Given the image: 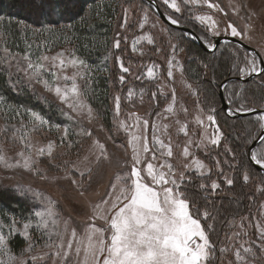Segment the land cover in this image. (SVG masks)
Returning a JSON list of instances; mask_svg holds the SVG:
<instances>
[{
	"label": "snow or ice",
	"instance_id": "1",
	"mask_svg": "<svg viewBox=\"0 0 264 264\" xmlns=\"http://www.w3.org/2000/svg\"><path fill=\"white\" fill-rule=\"evenodd\" d=\"M183 2L192 7L204 4L209 9L225 13V9L213 0H183ZM45 3L50 13L60 9L62 18L65 16L71 18L73 9L78 6V0H41L39 6L41 10ZM163 4L177 13L182 10L177 0H163ZM248 7L243 0L238 4H234V0H229V8L237 15L241 9ZM254 15L256 13L251 11L249 15L243 17L246 21L243 29L228 21L223 31L233 37H240L242 41L247 39L250 42L252 37L249 33L253 28L250 21ZM168 19L173 25L179 23V20L172 16ZM195 19L205 24L214 35L220 34L218 22L212 15L201 14L195 16ZM148 20V12L145 11L139 27L143 28ZM127 24L125 14L120 27L123 28ZM65 27L72 28L73 25L68 24ZM2 38L3 33H0V39ZM140 39H147L149 44L154 42L151 36L138 37L132 42L133 50ZM120 43V39H115L114 47L120 48ZM26 47L31 49L30 44ZM175 47L173 46V51ZM208 47L215 48L216 45L209 43ZM0 52H2L0 64H6L11 68L14 62L18 73H23L29 81H35L46 91L54 93L77 117L86 118L89 123L96 118L93 108L87 102L86 92L90 87L91 73L83 60L74 55L65 59L63 51L53 56L42 54L35 60L30 51H25L23 54L14 53L5 46ZM234 55L237 60L232 67L237 75L251 77L256 74L264 80V52L249 54L247 50L241 53L240 49H236ZM173 59L167 61L166 71L169 78L173 77ZM117 60L120 58L117 57ZM119 66L122 73L130 72V68L125 67L122 60ZM69 67L74 70L71 75L67 72ZM154 67L156 66L148 67L149 77H156ZM204 67L208 66L204 65ZM78 81H84V85L82 86ZM119 81L124 83L125 75H120ZM185 84L189 90L192 89L190 84L187 82ZM160 94L168 101L163 108L157 104L152 112L145 116L133 112L124 120L119 119L120 96H115L113 126L117 134L121 130L125 133L124 142L117 145L122 155L117 158L118 167L110 177L103 195L97 191L98 199L86 200L88 215L86 220L81 221L82 231L78 232L71 216L63 217L58 211L57 201L51 197H43L40 193H33L36 198L42 199L44 207L33 211L28 222L23 223V230L17 227L18 221L14 217L8 218L9 223L0 219V264H49V261L50 264H264V223L257 216H252L251 219L245 216L239 221H230V227L235 224L240 230L233 231L230 235L225 233L224 241L227 243L224 247H218V242L211 238L216 231V217L206 208L202 210L195 198L190 195V192L195 190L193 170L200 179L205 178V172H212V169L196 157L191 149H204L208 144L219 146L225 138L217 122L216 108H209L205 114L197 100L195 103L198 114L195 115L194 122L198 128L190 132L191 123L187 119L190 113L178 99L176 88L169 87L168 91L164 92L161 87ZM133 95V90L129 89L128 98ZM236 95L239 96L240 93ZM151 98L156 100L157 93L153 92ZM141 100H143V90H141ZM5 103V97L0 95V105ZM9 108L15 113L9 119L18 120V123L10 125L6 123L5 126H0V133L4 136V140L0 141V166L3 168L23 169L39 175L43 169L38 165L41 158H46L49 166L62 168L65 172L63 177H52V179L70 180L78 195L84 198L85 193L92 186L94 176L101 177L105 165L113 163V154L109 152L106 144L94 138L92 129L81 127L77 135L91 140L86 154L75 162L64 160L62 165L55 164L53 154L57 142L49 140L45 145L38 147L32 142L31 135L33 133L43 135L46 128L51 130L53 127L60 131L61 126L51 125L50 121L39 112L24 108L23 105L14 109L11 106ZM234 111L256 114L259 132L255 136L249 134V142L254 143L258 140L261 147L250 148L248 158L252 164L259 166L260 172L252 173L247 166H244L242 179L248 182L259 177L256 192L264 194V109L258 113L257 109L241 104ZM229 112L234 114L232 109H229ZM62 114L68 115L63 111ZM25 116L28 117L27 121ZM181 116L184 117L183 120ZM69 118L75 119V117ZM205 121L208 123L206 124ZM173 127L177 134H184L186 139L183 145L174 143L171 135ZM209 127L213 128L211 135L208 133ZM100 130H104L102 124ZM70 132L68 127H64L59 137V143H67L68 149L80 144L79 140L74 143L69 139ZM197 135L198 140L193 138ZM107 139L113 140V136L108 135ZM5 141H19L21 147L14 155H9L4 146ZM225 153L235 158L232 147L228 145H225ZM212 159L219 168L218 174L223 177V182L229 186L234 185V180L225 175L220 168L221 161L215 157ZM224 162L227 163V160ZM81 165L84 166L83 170ZM75 173H78L81 179L75 178ZM85 177L86 179H83ZM41 179L48 177L41 175ZM220 187L221 184L216 180H212L210 184L198 185L199 190L204 192L209 189L215 192ZM204 199L207 201V196ZM260 211L264 212V201L260 203ZM33 218H36V227L47 237L43 246L51 255L49 252H43L25 257V253L32 252L34 241L21 249L19 256L14 254L10 247L11 238L16 234L31 241L28 230L32 227ZM209 220L214 223H208ZM245 221L248 222L247 228ZM61 224H63L62 230ZM248 228H255V239L249 237L248 241L238 242V238L242 235L249 236ZM225 253L231 258L225 256Z\"/></svg>",
	"mask_w": 264,
	"mask_h": 264
},
{
	"label": "trees",
	"instance_id": "2",
	"mask_svg": "<svg viewBox=\"0 0 264 264\" xmlns=\"http://www.w3.org/2000/svg\"><path fill=\"white\" fill-rule=\"evenodd\" d=\"M124 1L126 2L127 0ZM140 2L144 4V6H149L150 9L153 10L146 0H140ZM40 4L41 0H0V33H3V38L0 39V49L7 46L12 52L20 54H23L25 51H30L35 60L37 56L52 51L47 45L52 41L54 35L60 37L59 34L61 33L57 32V30L61 29L55 27L63 26L65 24L73 25L72 34L74 40L73 42H70V44L74 43L73 51L76 55L89 63L95 73L91 78L90 87L86 92L87 101L95 110L98 118L102 121L105 129L104 132L109 130L114 133L113 119L115 112L113 108V93L116 89L117 69L115 64H112V61L110 60V52H116L118 50L113 49V42L111 41L114 24H112V20L108 21L106 17L110 16L113 11L115 12V8L104 0H78V6L73 9L71 18L68 16L62 18L60 9H56L50 13L47 3L44 4L43 10L39 7ZM159 5L164 13L172 15L165 8L166 6L164 7V5L160 3ZM88 11H90L92 18L96 21L91 26L88 25L85 17ZM99 11H102L100 14L104 17L103 20L100 17L95 16V12ZM192 15L181 14L178 16V14H174L173 17L179 20L180 24L186 25L196 32L203 41L208 40L207 35L205 34L207 29L197 20H194ZM82 17L83 20H81ZM49 26L54 27V29L51 30V36H48L49 40H46L42 37L43 31L38 33L36 30H43ZM165 26L170 32H173V34L171 33L172 35L179 38L178 41H182V38L190 40L189 42H185L186 49L191 56L188 57L186 61V74L190 78V85L196 89L203 90L201 92H205V95L207 92L206 90H208L207 93L210 95L208 98H212L214 94L215 103L217 105V116H219L216 117L217 122L225 134V138L215 149L217 154H213V157L216 158V156H218V159L221 161L220 168L223 169L225 175L227 174L229 175V178L235 180L234 185L229 186L224 183L223 177L218 174L219 169L217 170V168H213L212 172L206 175L203 179L198 178V174L192 172L194 181L193 188L195 190L190 192V195L195 198L198 206H200L202 210L206 208L207 211L216 217V231L211 238L213 241L218 242V247H224L225 243H227L224 241L225 233L230 235L233 231L240 230L235 224L230 227V221H239L241 217L245 216H248L249 219H251L252 216H257L258 219L261 221L263 220L261 216L263 213L259 208L261 201H264V196L262 197L260 193H252L249 190L255 186V181H253L254 178L251 179V182H244L242 179L244 166H247L252 173L260 172L248 158L249 149L253 144L249 142V134L255 136L259 132L256 115L236 118L230 117L223 109H221V99L219 95L220 84L225 79L230 76H239L233 74L234 69L232 65L237 60V57L230 52L229 47L235 46L242 51L245 50L237 44L227 42L222 43L217 51L207 52L200 47L193 38L186 35L183 31L174 29L167 24H165ZM28 44L31 45V49L26 47ZM107 52L108 61L105 60L104 65L106 70H109L110 76H105L101 69L103 66L102 60L107 58ZM0 55H2V52H0ZM128 56L138 59V57L131 52H129ZM203 60L210 63L212 73H209L203 66V64H205ZM22 62L23 61H21V64ZM219 70L222 74L216 78L215 75ZM258 77L261 78L260 76H257L249 82L232 81L225 85V98L230 102L232 109H236L241 105L238 102L244 98L245 89L246 99L252 101L245 105L248 108L264 109V99L260 104L254 103V100L264 96V85L256 80ZM126 79V81L129 80L128 78ZM17 81H19V83H17ZM132 81V86L123 84L120 93L121 96L124 95V92L127 91L128 87L138 85L142 86L140 88L138 87L139 89L143 88L146 92L148 91V97H151V94L155 92L153 83H147L146 85V83L138 84L135 80ZM231 84L234 85L232 92L228 91ZM82 85H84V83ZM236 93H240V95L237 96ZM0 94L6 99V103L2 105L7 106L4 107L5 109L9 110V106H12L14 109L23 105L24 108L32 109L33 111L41 113L51 124L60 125L67 121L66 115L62 114V111H66L61 103L58 104V101L53 97L45 96L43 91L38 89L35 84H31L24 75L18 73L14 62L11 68L6 64H0ZM161 96L160 93L157 94L156 100H161ZM122 101H124V97L122 98ZM218 102H220V104ZM123 106L124 111L126 110L129 113H133L130 106ZM220 112L224 117V120L222 119ZM1 113L4 117L8 116V118L14 115L13 111L9 113L5 112V110H1ZM8 118L6 119L7 121L12 120ZM79 122L81 125L94 130L92 121L91 123H89V121L85 122L81 118V121ZM80 124L76 122L73 125L76 131L72 130V137L70 139H72L74 143L77 140H79L80 143L87 140L76 133L77 130L81 128ZM247 126L251 127L253 130L249 132L248 130L251 129L247 128ZM244 132L246 133V136L241 139V135H243ZM79 145L80 144H75L74 147L76 148ZM225 145L232 147L233 152L236 155L235 158H233L232 155L225 153ZM260 147L261 145L259 143L256 148L260 149ZM228 158L230 159L229 161ZM225 160H227V163L224 162ZM210 161V165L212 166L215 161L211 156ZM255 178L257 179V182H259V177ZM212 180H216L221 184V187L218 190L215 192H212L210 189L207 192L199 190L198 185L200 183L210 184ZM249 182L251 183L250 186H248ZM205 196H207V201L204 199ZM32 209L31 201L25 194H21L14 188L6 186L5 183L0 181V219H3L5 223H9L10 221L8 218L14 217L18 221L17 227L22 229V223L20 220H27L32 214ZM234 211L237 212L234 213ZM208 223L214 222L209 220ZM247 224L248 222L245 221V226ZM33 231L34 230L32 229V232ZM32 234L36 237L33 249L35 247L43 246V238L46 239L47 237L42 234V230L38 229L37 232L34 231ZM248 237L249 236L242 235L238 240L246 241ZM27 244L28 240L20 234L14 235L10 241V247L12 248L13 253L18 256L21 253V249L25 248ZM226 254L228 253H225L224 255Z\"/></svg>",
	"mask_w": 264,
	"mask_h": 264
},
{
	"label": "rangeland",
	"instance_id": "3",
	"mask_svg": "<svg viewBox=\"0 0 264 264\" xmlns=\"http://www.w3.org/2000/svg\"><path fill=\"white\" fill-rule=\"evenodd\" d=\"M104 1L111 4L113 8H115V12L113 11V13L110 14V16L106 18L108 19V21L112 20L113 22L112 24H114L113 35H112L111 41L113 42V49L118 50L116 52H110L111 53L110 60L112 61V64L113 63L115 64L116 69H117L116 70L117 71L116 73L117 82H116V89L113 93L114 94L113 99L117 95H119L121 99L119 119L124 120L129 114V112H127L126 110L124 111L123 105H126L127 107L130 106V109L133 110L132 112H135L141 116H145L151 113L154 106H156L157 104L159 105L160 108H163L168 102L167 100H165L164 96H161V100L160 99L153 100L151 97H148L149 95L148 91L146 92L145 89L143 88L139 89L140 87H142L141 85L128 87L127 91L124 92V95L121 96L120 93H121L123 84L125 85L128 84L129 86H132L133 84L132 80H135L136 82H138V84L146 83L147 85V83L148 84L153 83L155 92L157 94L160 93L161 87L163 88L164 92H167L169 87H175L177 90L178 99L189 110L190 115L187 117V119L191 123L190 132L192 131V129L198 128V126L195 125V122H194V117L195 115L198 114L197 106L195 102L199 100V106L204 109L205 114L208 112L209 108L214 107L217 109V105L215 103L214 94L212 98H208V96H210L207 93L208 90L205 89L207 91L205 95V92H203L204 94L201 92L203 90L196 89L193 86H192V89L189 90L186 87L185 82H187V84H191L190 78L186 74V69H187L186 61H187V58L191 56L189 55V52L186 49L185 42L187 41L189 42L190 40L182 38V41H178L179 38L176 37L175 35H172L173 32L169 31V29L165 26V23L157 16L154 10H151L149 6H144V4L140 2V0H127L126 2L124 0H104ZM157 2L158 4L160 3L164 5L163 0H157ZM177 2L181 5V9H182L181 12L179 13L175 12L174 9H171L168 6L164 5V7L166 6L165 8L172 14L170 15L168 13H165L168 17L169 16L173 17L174 14H178V16L181 14L183 15L193 14L192 15L193 19L196 20L195 16L205 14V15H212L213 18L217 20L218 28L220 29L219 35H214L213 32L210 31L205 24L197 20L202 26H204L207 29V32H205V34L207 35L208 40L204 41L207 46L209 43L213 44V39H212L213 36L215 37V36L230 35L227 32L223 31L228 21H231L238 28L243 29L246 23L243 17L246 15H249L251 11H254L256 15L251 17L250 23L253 25V28H252V31L249 33V35H251L252 37V40L249 42L247 39H245V42L249 44L250 46L256 48L259 53L264 52V0H243V3L245 5H248L249 7L241 9L238 15L229 8V0H213V2L219 3L220 6L225 9V13H227V15L215 9H209L207 5H204V4H198L195 7H192L191 5H185L183 0H177ZM238 3H240V0H234V4H238ZM149 5L151 6V4ZM145 11L148 12L149 20H148V23L145 24L143 28H140L139 24L142 22V18H143ZM100 12L102 11L95 12V16H98L103 20L104 17L100 14ZM125 14L127 16L128 24L125 27L121 28L120 25L124 21ZM85 17H86V20L89 26H91L94 22H96L95 19L92 18V14L90 13V11L87 12ZM173 18L176 19L175 17ZM178 24H180V22ZM65 25L55 27L57 29L59 28L61 29V30H57L58 33L61 32L59 34L60 37H58V35H54L52 37V41L47 45L48 48L51 49L52 51L46 53V55L53 56L56 53L61 52V51L65 53V59H68L74 55L75 57L85 62V64L88 66V70L90 71L91 78H92V76H94L95 74L92 67H90V64L87 63L83 58L79 57L78 55L74 53L73 51L74 43L70 44V42H73L74 40L73 34H72V28H67L65 27ZM153 25H155V27H153ZM49 27L43 30H36V32L39 33L43 31L42 37L45 38L46 40H49L48 36H51V32H52L51 30L54 29V27H50L51 29ZM142 36H151L154 42L152 44H149L147 39H140L138 43L136 44L135 50H133V46H132L133 40L137 39L138 37H142ZM237 38H240V37H237ZM115 39H120L121 41L120 49L119 48L117 49L114 47ZM173 46H176L175 51H173ZM181 49L183 51H181ZM236 49H239V48L235 46L229 47L230 52H232L233 54L235 53ZM129 52L137 56L138 59H134L128 56ZM240 52L243 53L244 51L240 49ZM106 54H107L106 55L107 58L102 60L103 66L101 69L103 70L105 76L106 75L110 76L109 70L108 69L106 70V67L104 65V61L108 59V52ZM117 57H119L120 60L123 61L125 67L130 68L129 73L127 74L122 73V70L119 66L120 60H117ZM142 57H145V58H142ZM169 59H173V69H172L173 77L172 78H169L167 76V71H166L168 67L167 61ZM241 59H242V56H241ZM203 62H205V60H203ZM153 65L156 66L153 69L154 72L156 73L155 78L149 77L147 75L148 67L153 66ZM204 65H207L208 67L206 68V70L209 73H212L210 63L205 62L203 66ZM73 71L74 70L71 67L67 69V72L69 75H71ZM233 71H234L233 74H236V70L234 69ZM21 74L23 75V73ZM122 74L125 75L124 83H121L119 81V76ZM221 74L222 72H220L219 70V72L216 73L215 77L217 78ZM46 78L50 79V77H46ZM126 78H128L129 80L126 81L127 80ZM91 80L92 79H90V83H91ZM256 80L258 82H261V84L264 85V80H262L261 78L258 77ZM78 82L81 85L84 83V81H78ZM30 83L35 84L38 87V89L43 91L45 96L55 98L58 101V104L61 103L65 111L68 113V115H66L67 121H65L64 124H60L61 126L60 131H57L53 127L51 130H47L46 128L43 131V135H41L40 133H33L31 135L32 142L39 147L41 145H45L49 140H55L57 142V146L53 154V161L55 164L62 165V162L64 160H69L72 162L78 161V159H81L83 155L86 154L87 148L89 144L91 143V140L87 139L85 142L80 143L78 147L76 148L73 147L71 149H68L67 143H64V144L59 143V137L61 135V132L63 131V128L68 127L71 130L70 136H69V139H70L72 137L71 136L72 130L76 131L75 127L73 126L74 123L81 121V118L85 122H87L88 120L83 117H77L75 113L71 112V110L68 109L67 105L63 104L54 95V93L46 91L42 85L36 83L35 81H30ZM233 88H234V85L231 84L230 87L228 88V91L232 92ZM129 89H132L134 92V95L130 99L128 98ZM141 90H143V100H141ZM244 91L246 94V89ZM245 94H244V98L238 102L239 104H247V103L252 102L246 99ZM123 97H124V101H122ZM263 99H264V96L259 97V99L254 100V103L260 104L263 101ZM226 101L230 104L228 100ZM4 107H7V106L0 105L1 110L3 111L5 110V112H9V113L12 112L10 109L8 110V109H5ZM113 108L115 112V103H114ZM1 110H0V126H5L6 123L7 124L8 123H12V124L18 123V120H13V119L11 121H7L6 119L8 118V116H6L7 118L4 117L1 113ZM240 112H246V111H240ZM220 115L222 116L221 112H220ZM69 117H75V119H70ZM24 118L26 121L28 120L27 116H25ZM180 118L181 120L184 119L183 116H181ZM223 118L224 117L222 116V119ZM92 122L94 125V130H92L94 134V138H97L100 140L101 143L106 144L109 152L113 154V163L111 165H105V170L102 173L101 177L94 176L92 186L85 193L84 198H81L78 195L75 187L71 184L70 180L52 179V177H63L65 175V172L62 170V168H56V167L49 166L46 158H41V162L38 165L40 169H43V171L39 175L23 170V169L9 170V169H5L2 166H0V181L5 183L6 186H10L14 188L21 194H25L28 197V199H30L31 201V208H33L32 213L34 210H41L44 207V202L42 201V199L36 198L33 195V193H40L42 194L43 197H51L53 200L57 201L58 211L62 213L63 217H69V216L72 217V223L77 228L78 232L82 231L83 229V224L81 223V221H84L87 219L88 209H87L86 200L87 199H92V200L98 199L96 195L97 191L100 193V195H103L104 190L109 183L110 177L112 176V174L115 172L116 168L118 167L117 158L121 157L122 153H121V150L117 147V145L122 144L124 142V137H125V133L122 130L118 134L116 133L115 129H114V133L110 132L109 130H107V132H104L105 129L101 131L100 125L101 124L103 125V123L100 120V118H98L97 115H96V118L92 120ZM164 122H169V121H164ZM205 123L207 124L208 122L205 121ZM78 124H80V122H78ZM51 125H56V124H51ZM80 126L85 127L81 124ZM247 128L251 129V130H248L249 132L253 130L251 127L247 126ZM199 131H203V129H199ZM79 132H80V129H78L76 133H79ZM212 132H213V128L209 127L208 128L209 135H211ZM108 135H112L113 140H108L107 139ZM171 135H172V139L174 143H179L183 145V142L186 139L183 133L177 134L175 127H173L171 131ZM241 136H242L241 139H243V137L245 138L246 133L244 132V134ZM193 138L198 140L199 136L197 135ZM3 140H4L3 133H0V141H3ZM4 146L9 155H14L15 152L18 151L21 147L19 141H5ZM216 147H217L216 145L208 144L207 148H204V149L192 148L191 151L194 153L196 157H198L206 165H208L209 168L213 169L217 167L215 166V163H213L212 166L210 165L211 163L210 156L213 158V154H217V152H215ZM177 151L179 150L177 149ZM216 159H218V156H216ZM229 160L230 159L228 158V161ZM83 167L84 166L81 165L82 170H83ZM218 169L219 168H217V170ZM193 172H195V170H193ZM208 174L209 173L205 172L204 176ZM41 175H46L48 179H41ZM74 175H75V178L81 179L78 173H75ZM227 176L229 177V175ZM83 179H86V177ZM253 181H255L254 183L255 186L253 188H250L249 190L252 193L255 192L256 194H259V192H256V187L259 182H257L256 178H254ZM234 183H235V180H234ZM249 183H248V186L251 185V183L250 184ZM29 188L31 190H28ZM260 195H262V197L264 196V194H261V193ZM236 212L237 211H234V213ZM262 213L264 214V212ZM263 214H261L263 218V220L261 221L262 223H264ZM35 219L36 218H33L32 227L28 230L29 235L31 237V241L28 240V243L33 242L36 238L32 234L34 233V231L35 232L38 231V228L36 227V224H35ZM20 222L22 223L21 225L23 226V223L28 222V219L20 220ZM97 223L99 224V222ZM247 227H248V224L246 225V228ZM32 229L34 230L33 232H32ZM62 229H63V224H61V230ZM21 230H23V228ZM248 231H249V237H252V239H255V228H248ZM38 235H39V232H38ZM249 237L246 239V241L249 240ZM46 241H47V238L46 239L43 238V242L45 243ZM43 252H49V250L47 248H44V246H39V247H35L31 253H25L24 256L28 257L31 255H36L37 253H43ZM49 255H51L50 252H49ZM225 256L230 257L229 254H226ZM49 264H50V261H49Z\"/></svg>",
	"mask_w": 264,
	"mask_h": 264
},
{
	"label": "water",
	"instance_id": "4",
	"mask_svg": "<svg viewBox=\"0 0 264 264\" xmlns=\"http://www.w3.org/2000/svg\"><path fill=\"white\" fill-rule=\"evenodd\" d=\"M149 4H151L154 12L157 14V16L168 26L183 31L186 35L190 36L191 38H193L196 43L202 47L205 51L207 52H215L217 51L218 47L222 44V43H234L237 44L238 46H240L242 49L247 50L248 53H253L256 52L257 54H259L258 50L252 46H250L249 44H247L245 41H242L240 38L237 37H233L230 35H224V36H213V44L216 45L215 48H209L206 43H204L203 39L196 33L194 32L191 28H189L186 25H181V24H176L173 25L171 24L170 20L168 19V16L162 11V9L160 8V5L158 4L157 0H146ZM257 75L253 74L251 77H241V76H230L227 79H225L219 87V95H220V99H221V109H223L226 114H228L230 117L232 118H236V117H246V116H250V115H256L252 112H235L230 104L226 101L225 98V91H224V87L228 82H232V81H240V82H249L251 81L253 78H255ZM229 109H232L234 114L229 112ZM258 113L261 109L257 108ZM260 142L257 140L255 141L252 147H256ZM252 163V162H251ZM254 165V164H253ZM259 171L260 168L257 165H254Z\"/></svg>",
	"mask_w": 264,
	"mask_h": 264
},
{
	"label": "bare ground",
	"instance_id": "5",
	"mask_svg": "<svg viewBox=\"0 0 264 264\" xmlns=\"http://www.w3.org/2000/svg\"><path fill=\"white\" fill-rule=\"evenodd\" d=\"M189 52V51H188ZM219 104H220V102H218ZM217 117H219V116H217Z\"/></svg>",
	"mask_w": 264,
	"mask_h": 264
},
{
	"label": "flooded vegetation",
	"instance_id": "6",
	"mask_svg": "<svg viewBox=\"0 0 264 264\" xmlns=\"http://www.w3.org/2000/svg\"><path fill=\"white\" fill-rule=\"evenodd\" d=\"M243 41H245V40H243Z\"/></svg>",
	"mask_w": 264,
	"mask_h": 264
}]
</instances>
